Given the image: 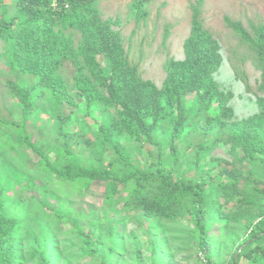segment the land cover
Segmentation results:
<instances>
[{
	"label": "trees",
	"instance_id": "1",
	"mask_svg": "<svg viewBox=\"0 0 264 264\" xmlns=\"http://www.w3.org/2000/svg\"><path fill=\"white\" fill-rule=\"evenodd\" d=\"M9 1L16 3L17 10L10 18L5 15L0 18V40L5 48L1 56L12 75L20 74L4 83L7 94L16 99L20 115L12 119L0 117V126L10 135L7 141L0 140V170L8 173L0 175V264H71L67 253L75 245L70 243L66 247L61 240L73 235L80 244L75 258H101L104 246L101 236L95 229L88 230L77 222L65 207L68 198H64L73 194L86 197L95 181L105 183L103 198L108 214L104 218L111 222V228L113 222L120 223L117 235L109 230L113 242L104 264L114 261L122 246L118 241L125 222L114 214L121 213L120 203L123 208L138 211L148 219L158 217L159 221H168L170 224L166 225L172 226L181 222L179 215L189 214L194 223L191 233L198 253L206 258V261L200 258L201 264H224L210 253L211 229L212 220L221 225L216 237L232 229L229 214L236 206L223 211L218 199L219 194L229 196L230 192L240 194L236 199L239 210L245 202L259 208L253 213L247 237L238 243L229 264H240L242 259L249 264H264V176L246 174L236 161L211 158L198 179L178 180L164 167L154 166L156 162L146 168L133 167L127 152L115 142L119 136L129 135L155 143L158 127L171 120V134L175 138L193 118L191 109H196L197 114L205 108L207 132L212 135L208 140L225 137L234 151L241 149L243 158L253 161L256 167L262 165L257 155L264 153V96L258 97L262 107L259 113L236 121L228 131L221 127L227 126L234 111L228 103L231 93L222 91L215 79L223 56L218 40L200 16L204 0L191 5L192 28L185 41L186 57L166 60L167 76L161 88L152 80L144 79L139 66L131 63L121 31L114 30L98 13L100 0ZM148 1L134 0L131 4L132 15L138 20L148 15L144 7ZM5 2L0 0V8L8 9L9 4ZM225 19L257 56L261 69L259 87L264 92V24L253 26L251 33L240 21ZM67 29L74 31L67 34ZM77 29L81 38L75 43ZM71 65L75 69L74 91L63 76ZM77 95L88 104L87 108L93 102L100 103L106 111L111 108L114 114L111 122L94 120L92 123L88 120L92 116L89 110L82 113L72 108L64 110V106L71 103L68 101ZM40 113L55 116L56 130L52 138L35 140L28 131L27 121ZM75 124L79 125L81 134L72 133ZM96 124H99L98 130ZM211 126L218 129L210 131ZM90 134H96L94 142L88 137L84 140ZM54 137L60 143H56ZM20 145L37 158L32 167L17 154ZM207 146L208 141L197 143V161L205 154ZM112 147L110 155L106 150ZM84 149L88 156L82 153ZM242 181L263 200L253 202L242 196ZM20 186L25 191L40 192L32 195L37 201V213L31 218L36 226L26 224L25 215L9 212V203L19 205L21 202L18 200ZM10 192L13 195H9ZM28 238L31 240L26 245ZM236 242L238 237L230 241L231 244ZM159 244L154 254L165 248L167 241Z\"/></svg>",
	"mask_w": 264,
	"mask_h": 264
},
{
	"label": "rangeland",
	"instance_id": "2",
	"mask_svg": "<svg viewBox=\"0 0 264 264\" xmlns=\"http://www.w3.org/2000/svg\"><path fill=\"white\" fill-rule=\"evenodd\" d=\"M133 1L100 0L98 13L103 21L108 20L110 22L114 30L121 31L126 54L131 63L139 66L143 78L152 80L161 88L167 76L166 60L171 57L182 60L186 57L185 41L191 34L192 28L191 5L197 0H149L144 6L148 15L139 20L132 15L131 4ZM5 3L9 6L8 9L0 8V18L4 15L6 18H10L17 10L15 2L6 0ZM57 5L55 3L54 7ZM66 7L68 8V5ZM200 16L205 27L218 40L220 52L223 56L222 64L215 73V79L222 91L231 93L228 103L233 107L234 114L227 120V126H221L223 130L228 131V128L236 121L248 119L261 111L262 107L258 102V97L264 96V92L259 87L261 69L257 56L235 34L225 18L229 17L232 20L240 21L246 29L253 33V26L264 24V0H204ZM66 31L69 34L74 29H67ZM74 38L75 43H78L81 38L78 29ZM2 41L0 40V117L12 119L20 115V109L15 102L16 99L7 94L4 83L8 79L20 77V74L12 75L11 69L5 63L4 57L1 56V52L5 51ZM74 73L75 69L71 65L63 74L69 88L73 91L75 90V81L72 79ZM25 75L28 77V74ZM68 102L71 103H66L64 110L68 111L72 108L81 113L89 110L92 118L88 117V120L92 123H94V120L110 123L114 116L111 108L106 111L97 102H93L90 104V108H87L86 105L88 104L78 95ZM210 105L214 106L215 103ZM191 110L194 111L193 118L185 124L182 131L175 138L171 134L173 131V120H171L158 127L155 133V143L136 140L130 138L129 135H121L115 139V142L121 144L127 152L128 160L133 167L146 168L156 162L154 166L164 167L178 180L198 179L200 171L208 168L207 164L211 161V158L236 161L246 174L258 175V177L264 176V172L262 174V171H264V153H258L257 158L262 165L256 167L253 161L251 162L250 159L242 157L241 149L237 152L234 151L225 137L219 138L220 140L217 141L208 140L212 139V135H208L209 132H207L205 108L197 114H195L196 109ZM54 117V115L48 116L40 113L27 121L28 131L33 133L35 140L47 136L52 138L51 134L56 130ZM99 124L95 125L96 130L99 129ZM217 129L218 126L210 127V131H216ZM72 133H82L78 124H75ZM9 137L6 128L0 126V140L4 142ZM87 137L90 138V141L94 142L96 140V134L87 135L84 140L88 139ZM203 141H208V146L204 150L205 154L197 161L196 146L197 143ZM55 142L60 143V140L55 139ZM80 147L81 145H79ZM113 149L112 147L106 151L110 154ZM81 151L85 156H88L85 149ZM18 152L20 158L26 160L31 167L37 163L35 155L28 152L25 146H18ZM104 159L107 161L105 155ZM6 174L8 173L5 170H0V175ZM241 186L244 189L242 196L250 198L253 202L263 200V197L255 194L245 181H242ZM10 190L13 191V189ZM104 190L105 183L95 181L86 197L77 194L64 196V198H68L65 207L71 215L76 217L77 222L88 230L95 229L104 242L101 258L95 260L91 257L76 256L77 258H75L80 248L76 236L62 237L61 243L66 247H69L70 243L75 245L67 253V258L71 264H104L105 261H108L107 250L113 242L109 230L111 229L113 235H117L120 230V223L119 221L113 222L114 226L111 228V222L108 218H104L108 214V208L104 204ZM38 193H40L39 190L25 191L20 186L18 200L21 202L19 205L8 204L11 215H25L28 217L26 224L36 226L37 223L33 222L31 218L33 214L37 213V201L33 199L32 195H38ZM8 194L13 195V192ZM239 195V193L236 195L232 192L229 196L218 195L223 211L232 209L234 205L236 206L229 214L233 220V227L228 230L226 235L224 233L222 237H216L217 233H220L221 225L218 221L212 220L211 230L213 235L210 253L214 254V259L223 261L224 264H229L232 255L236 251V246L247 237V229L254 219L253 213L259 208L258 205L254 206L245 202L241 204L242 207L239 210L236 204ZM118 207L122 210L121 213L114 214H116L117 219L120 218L125 222V228L118 241L122 246L119 248L115 260L110 261L109 264H201L200 258L206 261L204 255L198 253L196 241L191 233L194 223L189 214L179 215L181 222L172 226L166 225L170 224L168 221H159L158 217L148 219L138 211L123 208V203H120ZM235 211L238 212L235 213ZM214 218L216 219L217 216L214 215ZM67 226L69 227V225ZM236 237H238V242L231 244V239ZM30 240L31 238L26 239L24 244L27 245ZM164 241H167V246L158 249L154 254L156 244L159 246V243ZM240 264L249 263L242 259Z\"/></svg>",
	"mask_w": 264,
	"mask_h": 264
}]
</instances>
